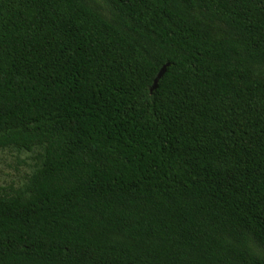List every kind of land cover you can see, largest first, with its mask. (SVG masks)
Listing matches in <instances>:
<instances>
[{"label":"trees","instance_id":"16d2710c","mask_svg":"<svg viewBox=\"0 0 264 264\" xmlns=\"http://www.w3.org/2000/svg\"><path fill=\"white\" fill-rule=\"evenodd\" d=\"M5 149L0 264H264V0H0Z\"/></svg>","mask_w":264,"mask_h":264},{"label":"rangeland","instance_id":"374dc122","mask_svg":"<svg viewBox=\"0 0 264 264\" xmlns=\"http://www.w3.org/2000/svg\"><path fill=\"white\" fill-rule=\"evenodd\" d=\"M33 153L14 149L0 150V185L19 184L31 172Z\"/></svg>","mask_w":264,"mask_h":264},{"label":"water","instance_id":"95a60500","mask_svg":"<svg viewBox=\"0 0 264 264\" xmlns=\"http://www.w3.org/2000/svg\"><path fill=\"white\" fill-rule=\"evenodd\" d=\"M169 63L165 64L162 69L160 70V72L158 73L155 81H154V85L152 86V90H154L159 82V79L163 76V74L166 72L167 68H168Z\"/></svg>","mask_w":264,"mask_h":264}]
</instances>
